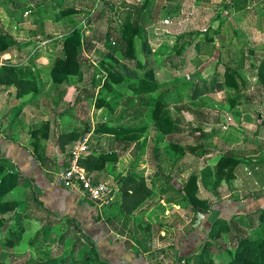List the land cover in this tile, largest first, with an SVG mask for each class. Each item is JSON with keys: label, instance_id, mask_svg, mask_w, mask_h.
Segmentation results:
<instances>
[{"label": "crops", "instance_id": "0c3cea01", "mask_svg": "<svg viewBox=\"0 0 264 264\" xmlns=\"http://www.w3.org/2000/svg\"><path fill=\"white\" fill-rule=\"evenodd\" d=\"M93 1L23 0L24 4L20 5L17 13H12L16 8L10 4L4 9L6 13L3 12V16L0 14V32L13 42L7 50L0 52L3 65L20 69L29 79H35L38 88L35 93L18 97L15 87L0 84L4 90L0 93V158L8 160L19 174V181L25 182L23 188L18 187L13 192L12 197L29 189L34 194L35 199L16 212L24 225L27 209L35 205L42 213L59 219H72L76 223L75 228H79L77 230L84 234L91 247L96 246L102 260L111 264H150L144 255L127 246L130 240L128 235L119 239L120 235L111 224L112 219L116 218L117 205H114V200L99 207L89 198L58 183L55 173L68 166L74 148L70 145L63 151L58 145V136L76 131L83 134V139L90 140V152L116 154L115 161L108 162L103 170L92 173L96 182L110 183L116 176H120V179L131 173L140 174L146 169L147 182L154 181L153 185L158 186L156 180H170L169 166L173 168L175 165L179 166L177 179L188 154L186 129L189 124L197 127L195 118H200L203 113L198 103L209 98L218 100L229 91H234L239 97H246L249 92L245 91V84L249 83L245 79L243 81L242 77L248 66L255 65L257 61L258 66L264 56V0ZM44 9L50 14L48 18L41 15ZM59 13L62 18L60 25L57 21ZM122 18L124 22L129 19L140 23V38L146 36L147 52H153L145 63L137 57L131 61L141 73L136 81L127 83L121 77V82L113 86L115 92L102 95L106 77L92 90L88 87L85 71L90 64L82 63L81 76H72L61 84L53 82L51 68L59 57L56 55L58 51L63 52L61 44L68 34L76 28L83 29L80 24L87 21L85 34L82 30L83 54L87 60L90 55L86 51L93 54L100 51V44L104 46L101 40L103 34L97 27L102 21L115 20L117 25ZM57 26H67L68 29L63 30H71L57 36L54 30ZM110 32L109 35L117 36L115 41L119 44L122 31L113 29ZM16 33L17 36L14 35ZM86 36L88 39H85ZM190 36L193 39L188 42L183 38ZM86 41L89 43L87 49ZM27 51L31 52L26 55ZM255 52L261 55L257 57ZM221 54L227 61L226 69L236 71L235 81L228 86H217L213 93L211 85L218 72H213L211 82H207L204 76L212 74L208 73L209 68L221 69ZM177 59L183 64L173 67L172 63ZM194 59L205 62L190 74L191 78L186 79L183 74L191 70V66L196 67ZM120 63L127 65L122 61ZM160 73L162 76L158 77ZM143 81L159 85V89L137 93L136 89ZM102 98L106 103L113 101L114 106L98 107ZM158 99L162 100L160 116L162 119L168 118L171 123L167 125L164 119L163 124L167 125L164 128L169 130L166 134L162 133L164 128L158 129L150 120L153 106L146 107V104ZM89 100H94L90 108ZM173 100L179 102L173 106L172 113L169 112V105ZM104 126L132 128L135 130L133 135H137L138 139L124 141V137L118 134L102 133ZM154 132L161 135L155 142L148 140L146 144L148 134L153 137ZM155 165L158 166L157 172L152 169ZM159 199L161 203L158 206L165 209L168 203L166 195L161 194ZM249 205L242 202L241 207L247 210ZM230 209L234 210V207L230 206ZM170 212L171 209L166 208L165 216H169ZM165 216L162 217L164 223L184 224L176 213L169 219ZM177 234L175 249L181 253L180 256L196 251L192 249V245L197 244L194 235L185 237L178 231ZM165 264L175 262L169 259Z\"/></svg>", "mask_w": 264, "mask_h": 264}, {"label": "rangeland", "instance_id": "374dc122", "mask_svg": "<svg viewBox=\"0 0 264 264\" xmlns=\"http://www.w3.org/2000/svg\"><path fill=\"white\" fill-rule=\"evenodd\" d=\"M41 1L42 0H39V2ZM26 3H28V1H26ZM10 4L16 8V10H12V13H17V10L20 9V5L24 4V2L23 0H0V7H2L0 8V14L2 16L3 12L6 13L4 9ZM33 5L31 6L33 7ZM42 5L44 4L42 3ZM43 7L44 6H42V8ZM41 15L43 18H48L50 16L47 9H44ZM58 17L59 20L57 21H59L58 25H60V23H62L60 13ZM162 17H164V15ZM124 23V18H122L117 25L115 20L112 22L102 21L97 27L103 34L101 35V40L104 46L100 44V51L93 52V54H89L88 51H86V53L90 55V59L87 57V60H85L86 63L84 62L85 65L89 66L90 64L89 68L85 71L87 72L88 87L92 90L95 86L102 83V80L109 74V70L124 77L127 83L136 81V77H139L141 74L137 68L134 67L135 64L131 62L132 60L122 59L121 52H119L120 43L118 44L117 41H115L117 36L114 34L113 36L109 35L111 34L110 31L113 29L116 32H121ZM86 24L87 21L81 22L80 24L84 29H81L84 31V34L87 31V27H84ZM64 28L68 29L67 26H57L54 28L58 33L57 36H63L61 35L62 33L71 30H63ZM14 35L17 36L18 33ZM183 38H185L184 40L187 42L193 39L192 36ZM85 39H88V37L86 36ZM112 39H114L115 42ZM145 41L146 36H142V38L136 39L135 45V56L143 63L150 60L153 54V52H147ZM43 42L44 41H41V43ZM86 43L87 49L89 43L87 41ZM61 45L63 46V41ZM26 47H28V45ZM102 49L104 51H102ZM29 52L31 51H27L26 55ZM255 53L257 57L261 55L260 52ZM56 55H59V57L64 56L61 50H59ZM219 58L220 61H222L221 69L219 68L220 72L218 68L213 69L212 67L207 69L208 73H212L209 77H207L205 73V76L203 75L207 82H211L215 74L213 72H218L219 75L214 78L215 81L211 85L213 93H215L217 86H226L225 69L228 64L223 54H221ZM29 59L30 58H28V60ZM121 61L127 65H121ZM204 62H199L194 59L193 63L196 67L191 66L192 69L187 70L185 74H183L184 76L186 75V79L191 78L190 74L199 69ZM257 63L258 61L254 63L255 65L248 66L247 70L243 71V81L245 79L249 83L245 84V91H249L246 93V97H239L234 91H229L228 93L225 92L218 100L209 98L198 103L203 113L200 118H198V116L195 118L198 122L197 127H193L192 124H189L188 129H186V136H188L187 141L189 145H194L196 143V145H200V149L194 154L188 152L187 149L188 154H186L187 156L184 159L183 171L179 174L177 179L175 178L176 175H178L177 171L179 170V166L175 165L173 168L169 166L171 168L169 174L171 175L170 180H156L155 182L158 186H155L153 195L147 199L133 215H127L121 207L120 182H118L120 176H116V178L110 180V183L107 182L113 190V203L117 205L116 218L112 219L113 221L111 224L120 235L119 239H123L128 235V239L130 240L127 241V246L132 248L131 250H135L136 253L144 255L150 264H165L168 263L169 259L173 261L178 259L181 253H178L175 249L177 248V231L185 234V237L189 235L193 236L195 233H198L201 239L197 241V244L192 245V249L198 250L201 248L204 245L203 239L205 235H208L213 222L218 218L231 219L232 228H236V233L233 232L228 234L224 232L222 236L217 239V242L221 246L220 248L233 251L235 243H237L236 238H239L238 236H249V232L245 230V223L248 222V218H236L234 215L239 213L236 205L242 204V202L251 205H249L250 208L246 211L250 214L264 207V184L262 185V183H264V93L257 78ZM0 64L1 66L3 65L1 58ZM182 64L183 63H180L178 59L172 63L173 67ZM159 70L161 71V69ZM231 70L234 69L232 68ZM179 74L182 75V73ZM157 76H162V73ZM3 91L2 87H0V93ZM95 93L96 91L94 95ZM93 102L94 100H89V108L92 107ZM177 102L179 101H172L170 104L171 106L169 105L171 108L169 112L173 113V106L177 104ZM160 123L161 121L159 124ZM159 135L161 134H155L154 132L153 137H151L152 134H148L146 144L148 140H152V143L155 142ZM198 138H203V140L195 142ZM89 141L90 140L87 142L88 146ZM201 152L205 153L202 157L198 156ZM226 155L234 156L242 162L237 173L239 176H237V179L223 181L219 188H214L213 185L206 188L203 186L201 179L198 181V197L200 199H207L211 204L215 205L208 215L192 212L186 203L178 205V203L176 204L174 202H182L178 190L187 183L192 175L202 176L203 171L207 167L213 168L219 159ZM248 161L253 162L251 163ZM255 161L259 164L254 168L253 166L256 164ZM152 169L154 172H157L158 166L155 165ZM146 173L147 170L144 169L140 171V174H134L142 177L148 185H152L154 181L148 183L146 179L147 176L145 177V175H147ZM167 186L169 189H167ZM163 190H165V193H162ZM161 194L166 195L168 199L165 209L162 208L161 205L158 206V204L161 203L159 199ZM174 204L177 206H174ZM230 206H233L234 210H236L230 209ZM23 207L24 206H22V208ZM166 208L171 209L169 216H165ZM20 210L21 209L17 212ZM27 210L28 214L24 217L26 223L25 231L23 232L24 237H22L23 239L20 243H17L14 247L0 245V254H10V258H7L8 262H13V264H25L28 262L31 264H38L40 254H46L48 252L52 257H56L65 264H85L89 255H91L93 263H97L99 258H101L96 251H92V247L88 243V240L83 237V233L75 228V225H70L66 221H60L59 218L42 213L38 211L35 205H31ZM173 213L180 215L184 224H179L177 222H162L163 216L169 219ZM114 220L117 221L114 222ZM10 221H13V217L10 218ZM67 232L69 237L61 239ZM1 237L0 235V239ZM32 239L36 240V245L33 247L29 244V241ZM63 240H65V242ZM82 243L85 245L82 246ZM218 252L219 251L214 249L212 254ZM221 254L222 256L218 258V262H225L228 253L225 251ZM11 259L12 261H10Z\"/></svg>", "mask_w": 264, "mask_h": 264}, {"label": "trees", "instance_id": "16d2710c", "mask_svg": "<svg viewBox=\"0 0 264 264\" xmlns=\"http://www.w3.org/2000/svg\"><path fill=\"white\" fill-rule=\"evenodd\" d=\"M141 31L142 27L139 22H132L129 19L125 21L122 27V33L120 36L121 42L119 46V52H121L122 59L134 60L136 58V39L138 37L140 38ZM12 44L13 42L11 41V38L0 32V52L7 50ZM63 54L64 56L57 58L51 68V77L56 84H61L72 76H81L82 63L86 60L83 54V36L81 29L76 28L63 39ZM235 73V70L226 69L225 83L227 86L229 83L235 81ZM257 78L264 93V56L257 67ZM121 80V76L109 70V74L106 76L104 86L102 87V95L109 93L110 91L115 92L113 86L121 82ZM141 83L142 85H139L136 89L137 93L154 92L159 89V85L150 84L146 81ZM0 84L8 87H15L18 97L35 93L38 89L35 79H29L20 69L8 65L0 67ZM99 100L102 101L97 104L98 107L101 105L102 107L110 106V108L114 106L113 101L106 103L103 98ZM146 105L147 108H150V105L153 106L150 120L154 121L158 129L163 130L165 126L171 125L167 120L168 118H164L167 125L163 124L164 119H162V115L160 116L162 110L161 99L149 102V105ZM160 121L161 123L159 124ZM134 131L135 130L132 128L102 127V133L118 134L119 136L124 137V141H135L138 139L137 135H133ZM168 131L169 130L164 128L162 133L166 134ZM82 136L83 134L76 131L61 133L58 136V145L63 151H65L68 146L72 145L75 147V143L84 140V136ZM199 140H203V138H198L195 142H198ZM199 149L200 145H196V143L194 145H188V152L192 154L197 153ZM204 155L205 153L201 152L198 156L202 157ZM116 158L117 156L114 153L100 154L95 151H88L80 160V164L89 174L92 175V173L96 171L103 170L108 162L115 161ZM248 162L252 163L253 161ZM255 162L256 164L253 166L254 168L259 164L257 161ZM241 165V160L234 156L226 155L221 157L213 168L207 167L203 171L202 176L192 175L187 183L178 190L182 202H174L176 204L178 203V205L186 203L192 212L208 215L215 205L211 204L207 199H200L198 197V181L201 179L203 186L206 188L210 185H213L214 188H219L223 181H232L236 179V175ZM19 180V174L13 169L10 162L6 159L0 158V235L2 236L0 239V245L6 247H14L23 239V232L25 231L26 226L24 225L21 216H17L16 212L21 206L29 205L31 199H35L31 189H29V191L24 190L23 194L20 193L15 198L12 197L13 192L18 187H22L24 185L23 183H25L24 181L20 182ZM119 181L121 207L127 215H133L155 191V185H148L142 177L132 173L125 177H121ZM263 184L264 183H262V185ZM218 209L220 210V208ZM237 210L240 214H235L234 217L248 218V222L245 223V230L246 232H249V236H238L239 238H236L237 243H235L233 251L220 248L221 246L217 242V239L220 238L224 232L228 234L233 232L236 233V228H232L230 222L231 219L218 218L213 222L208 235H205V238L203 239L204 245L192 254L178 256V259L174 261L175 264H264V207L250 214L246 212L248 210L241 207V204H239ZM8 217H13V221H10V218ZM59 220L66 221L70 225H76L75 222L73 223L72 219ZM76 229L79 230V228ZM64 237H69L68 232L65 233L61 239H64ZM193 238H195V241L201 239L197 233L194 234ZM63 241L65 242V240ZM29 244L32 247L35 246L36 240H30ZM81 245L84 246L85 244L82 243ZM214 249L219 252L212 254ZM92 251L97 252L96 246H92ZM225 251L228 253L227 260L225 262H218V258L222 256L221 253H224ZM7 258H10V254H0V264H13V262H8ZM10 261H12V259ZM25 264L31 263L28 262ZM38 264L65 263H62L56 257H52L48 252L46 254H40ZM85 264L111 263L102 260L101 258H99L97 263H93L91 255H89Z\"/></svg>", "mask_w": 264, "mask_h": 264}, {"label": "built area", "instance_id": "2783aa9c", "mask_svg": "<svg viewBox=\"0 0 264 264\" xmlns=\"http://www.w3.org/2000/svg\"><path fill=\"white\" fill-rule=\"evenodd\" d=\"M168 23V21H166ZM88 140L78 142L71 151L68 166L55 173L59 184L95 202L99 207L113 201L112 189L107 182L96 183L93 176L81 166L80 160L89 151Z\"/></svg>", "mask_w": 264, "mask_h": 264}]
</instances>
